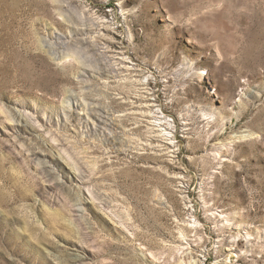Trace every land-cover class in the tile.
Segmentation results:
<instances>
[{
  "label": "rangeland",
  "instance_id": "obj_1",
  "mask_svg": "<svg viewBox=\"0 0 264 264\" xmlns=\"http://www.w3.org/2000/svg\"><path fill=\"white\" fill-rule=\"evenodd\" d=\"M0 264H264V0H0Z\"/></svg>",
  "mask_w": 264,
  "mask_h": 264
}]
</instances>
